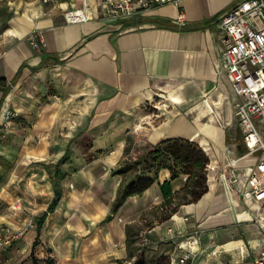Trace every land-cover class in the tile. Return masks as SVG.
Instances as JSON below:
<instances>
[{"label": "crops", "instance_id": "0c3cea01", "mask_svg": "<svg viewBox=\"0 0 264 264\" xmlns=\"http://www.w3.org/2000/svg\"><path fill=\"white\" fill-rule=\"evenodd\" d=\"M87 1L94 18L67 24L63 13L81 7V0H0V123L7 110L22 113L28 77L48 69L61 94L87 100L81 127L87 150L71 157L69 151L68 165H79L63 169L61 197L39 232L28 222L33 216L37 224L54 196L50 175L38 165L50 159L51 144L43 133L21 137L15 154L13 142H0V231L22 232L0 249L1 264H31L36 238L39 264L47 259L53 264H118L128 255L126 226L145 248V264L176 263L177 242L193 231L200 238L193 258L184 264H255L264 249V202L241 197L248 188L241 173L253 158L240 162L232 189L220 177L227 159L224 147L230 148V157L244 154L238 149V96L221 67L223 34L217 23L233 0H182L179 8L159 6L117 22L101 18L108 0ZM180 11L182 22L177 20ZM33 33L41 34L40 49L30 43ZM49 56L59 61L49 62ZM44 79L47 85V74ZM154 97L169 104L157 117L146 111ZM17 118L9 121L10 130L0 124V139L12 133ZM127 136L135 148L173 137L197 143L209 159L207 192L161 221L159 185L169 179V171L162 169L155 183L129 196L105 221L121 181L111 172L123 157ZM185 179L171 181L172 191Z\"/></svg>", "mask_w": 264, "mask_h": 264}, {"label": "built area", "instance_id": "2783aa9c", "mask_svg": "<svg viewBox=\"0 0 264 264\" xmlns=\"http://www.w3.org/2000/svg\"><path fill=\"white\" fill-rule=\"evenodd\" d=\"M51 1L53 0H42L43 3ZM181 1L108 0L103 2L101 18L107 22L124 21L159 6L171 5L179 8ZM81 4L80 8L63 13L67 24L83 23L94 18L88 1L81 0ZM183 17L184 14L180 11L177 20L182 22ZM217 23L223 34L221 67L238 96L235 116L245 148V153L240 157H230V148H223L227 159L221 166L220 177L227 188L232 189L235 171L240 162L244 157L253 158L241 173L248 187L241 197L245 200L264 202V142L255 123L264 122V0H233L231 7L219 14ZM30 43L33 48L40 49L41 34L33 33ZM15 115L14 112L5 111L1 126L6 129ZM257 153H261V157H254ZM11 208H17L16 203ZM28 226L35 228L36 224L30 220ZM21 234V231L3 228L0 231V249L10 246ZM199 238V233L193 231L177 242L180 254L174 264H184L193 258V249ZM254 263L264 264V249L255 256Z\"/></svg>", "mask_w": 264, "mask_h": 264}, {"label": "trees", "instance_id": "16d2710c", "mask_svg": "<svg viewBox=\"0 0 264 264\" xmlns=\"http://www.w3.org/2000/svg\"><path fill=\"white\" fill-rule=\"evenodd\" d=\"M49 62L57 63L59 60L53 56L47 57ZM5 87L3 88V90ZM5 91V90H4ZM3 91V92H4ZM72 139L68 141L63 155L51 165L47 162L40 163L45 165L51 178L54 196L48 204L43 216L39 218L36 224L37 232L47 213L52 212L61 197L60 181L65 177L62 164L68 159L69 145ZM240 153H245V148L241 142L238 145ZM132 152L135 154L132 155ZM209 163L208 156L203 149L195 142L183 138H167L155 145L144 144L139 148H135L133 139L126 137V143L123 150V157L119 161L112 175H119L121 181L116 190L115 198L112 202L110 215L105 221L111 219L112 214L123 205L126 199L132 195H140L153 183L158 180V173L162 169L169 171V179L163 181L159 185L161 197L163 201L158 206L157 211L160 214V220L168 219L174 214L178 207L183 204H189L198 201L207 192V165ZM185 176L184 185L177 191H172L171 181ZM4 176L0 175V181ZM126 245L128 249L127 259L117 261L118 264H145L144 257L145 248L136 244L135 234L131 231L130 226L125 227ZM37 245V238L33 242L32 251L30 253L31 264H39V260L34 255V247ZM134 256V260L130 259ZM161 264H170V259L163 261ZM45 264H53L52 260H45Z\"/></svg>", "mask_w": 264, "mask_h": 264}, {"label": "rangeland", "instance_id": "374dc122", "mask_svg": "<svg viewBox=\"0 0 264 264\" xmlns=\"http://www.w3.org/2000/svg\"><path fill=\"white\" fill-rule=\"evenodd\" d=\"M46 74L48 79L47 85L44 84V76ZM50 75V69H48L45 73L38 75V77L36 75L28 77L26 87L29 89V93L25 98L22 97L24 99L22 100V105H24L22 113H17L14 116L18 118L14 120L12 133L5 134L0 139V142L4 140H8L9 143L13 142L16 154L20 147L18 139L21 137L23 139L25 136L30 135L36 137L43 133L45 140H48L51 144L52 155L50 159L45 161L51 167L56 162L55 158L62 153L69 139H72L70 157L73 156V153L87 150V135L81 136L84 132L81 131V127L84 126L87 120V111H85L87 109V100L84 95L72 98L61 94L51 83ZM21 89L24 91V86H21ZM168 107V102L163 100L162 97H154L150 106L146 107V111L150 116L157 117ZM25 108H27L26 111ZM255 123L264 142V122L256 121ZM8 127L10 130V125ZM9 135L12 136L11 139L8 138ZM133 154L135 152H132ZM71 163L72 165L69 166L66 161L62 164V169L73 170L75 169L74 164L79 165V162L71 161ZM44 166L43 168L47 173L49 170H52L51 168L45 169ZM31 218L34 221V217L31 216Z\"/></svg>", "mask_w": 264, "mask_h": 264}]
</instances>
